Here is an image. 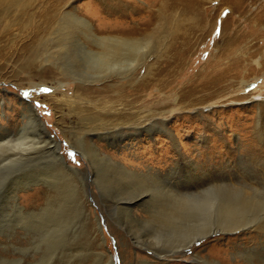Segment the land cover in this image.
<instances>
[{
	"label": "rangeland",
	"instance_id": "374dc122",
	"mask_svg": "<svg viewBox=\"0 0 264 264\" xmlns=\"http://www.w3.org/2000/svg\"><path fill=\"white\" fill-rule=\"evenodd\" d=\"M117 1L0 0V264H205L198 255L264 264V202L235 207L231 216L219 209L250 191L264 196V0H179L188 6L182 27L126 77L90 81L62 69L57 20L47 19L54 11L77 9L107 33L111 20L135 18L147 4L157 14L162 5L121 0L125 13L106 6ZM133 6L142 10L129 13ZM207 18L211 26H198ZM26 99L51 137L38 130ZM159 119L169 130L148 127ZM35 134L46 146L56 140L63 162L52 145L36 148ZM92 139L127 169L154 178L139 182L106 156L95 167L82 149ZM165 185L181 198L203 186L216 192L215 230L184 254L169 250L178 222L163 214L171 199ZM68 191L77 195L71 203ZM140 198L146 202L131 205Z\"/></svg>",
	"mask_w": 264,
	"mask_h": 264
},
{
	"label": "bare ground",
	"instance_id": "6f19581e",
	"mask_svg": "<svg viewBox=\"0 0 264 264\" xmlns=\"http://www.w3.org/2000/svg\"><path fill=\"white\" fill-rule=\"evenodd\" d=\"M11 1L12 0H1V3H10ZM159 1L160 2L162 1V5L158 10L157 14L155 13L153 7L150 4H147L146 7L144 6L145 9L143 11L145 12L140 13L137 16L135 15L134 16L135 18L131 19L128 18L127 15H123L121 20L119 19L111 20L112 22L108 23L109 24L108 29H110V31L107 33L98 30V27H96L94 22L91 19L86 18L85 16L86 14L84 13L85 15H83V13H81L77 9L64 12V14H58V15H56L57 14L56 11L54 12L52 11L53 15L48 16L47 19L49 21L52 18L57 20V22L55 23L57 24V26L53 28V33L55 30L58 31V34L56 35H58L59 43L57 45L60 46V48L57 51V56H58L57 59H59L61 68L62 69L66 68L67 70H69V73L80 77V79H85V80L87 79L90 81L99 80L101 78H107L110 76L126 77L127 75H130L134 70L138 69V67L142 64L144 60H146L145 58L148 56L147 55L148 52L151 51L153 47H155V44L156 46L158 44L161 46V48L158 50L160 52L163 50V48H165L168 45L167 42L170 41L171 37H173L172 35H174L175 30H178L182 27V23H183L181 18L182 14L183 16H185L184 13L187 14L188 12V10H186L188 6H185L184 5L185 3L180 2L179 0H159ZM226 1L235 2V0H226ZM237 1L238 3L239 2L243 3V0H237ZM22 2H24L23 5L29 4V1H22ZM106 6L112 11H116V12L120 11L125 13L127 3L118 0L114 4L107 3ZM237 6H235V9H240ZM130 9L131 11L129 13L132 12L134 13L137 11L140 12L142 10L139 6L136 8L135 6H133ZM208 24L211 26L212 22H210L209 19L207 18L206 21L204 22L202 21L201 24H199L198 26L207 27ZM222 26L224 30L228 28L229 24L227 18L222 23ZM75 30L83 34L85 36V40H83L84 38L80 39L79 34ZM74 40H76V42ZM52 52L55 54V51ZM142 86L146 87L143 84H141L140 86L136 87L134 93L139 92ZM209 86L206 87L209 88ZM84 90L85 92L88 93L91 99L97 97L95 93H98V90L94 88H85ZM124 98L127 101L129 97L125 96ZM132 99L135 100L134 97H132ZM26 101L28 103L29 108L32 110V113L34 114V119L36 123L39 125L38 130H40L42 134H45L46 132L47 136L51 137L46 129L44 122L40 119L39 114L34 109L35 106L33 104H30L28 99H26ZM120 106L122 107L124 105L122 104ZM87 116L90 115L87 114ZM127 124H131L132 126L134 125L133 121L130 120ZM158 124L161 126H165V128L169 130L166 127V123L162 119L153 121L148 125V127L152 128L153 126H157ZM117 126H120L119 129H115L118 130V132L119 130H123L124 128L123 125L117 124ZM114 132L116 131H113L111 133ZM114 136L111 135V138L113 137L112 140L116 141L117 138ZM36 137L37 139L32 141L33 144L36 143V145L34 144L36 148L38 147V149H40L42 146L49 148L52 145V148L50 150H52L53 154H55L53 158H55V161H58L57 163H60V161L63 162V157L58 152L59 144L56 140L51 139L50 140L51 145L46 146V141L43 140V137L41 138L38 135ZM83 146H85L84 143ZM82 149L84 151L88 149L87 152L89 156H91V158L95 160L93 161L95 167H99L98 161L101 159H104L105 161V156H106L108 161L111 162L114 165V167L121 168L123 171L127 172L129 175L133 177H138L139 182L148 181L149 178L153 179L155 176V175L140 173L135 170L127 169V167L124 164L113 159L110 155L106 154L105 151H102L93 139L91 140L87 148L82 147ZM57 158L59 160H57ZM123 175H127V174H123ZM213 187L212 186L211 188L204 186L201 188L193 187L194 189H197L196 193L191 192L192 190H194L191 189L187 193H184L185 196L184 198H181L182 196L177 195L178 193L175 194L169 188L167 189V186L165 187L166 192L168 196L171 197V199H169L167 203L169 209L165 207L166 210H169L168 211L169 213H163V214L168 216L169 219H172V221L178 222L177 225H174L173 227H171L172 225L170 226L171 242L169 243H171L170 245L171 249L169 250L172 251L171 254H176V253L184 254L185 251L187 250L190 251L193 248L194 242L197 239L207 238L208 237L207 235H209L211 231L215 230L213 229L215 226L213 222L214 220L216 221V219L218 220V213L220 208L224 209L225 213H230L229 216H231V213L235 212V207L238 209L240 208L239 210L244 211L245 207L248 204L251 205V202L253 201L258 200V203L256 204H260V202L262 201L264 202V196H260V199L251 198V196L253 195L254 197H257V195L260 194L256 192V194L252 193L251 195V191H250V194L249 193H244L243 195L241 194L242 200L233 203H226L222 205L224 207L222 206L219 207L216 204V202L218 201H217V196H215L216 192H213L212 190ZM69 192L70 191L64 194L66 203L67 202L71 203L73 201L72 199L77 197V195H73L72 192L68 194ZM237 196L238 195H236V197ZM143 201L146 202V198L137 199L136 201H133L131 205L132 204L137 205L138 203H141ZM127 205L129 204L127 203ZM217 207H219V209ZM251 210L254 211L253 208ZM253 211L250 213V215L255 214L253 213ZM139 219H141V217H139ZM229 220L231 221L232 218L230 217ZM225 222L230 224V222L227 220ZM236 226L238 225L236 224ZM170 246L167 245V247ZM166 251H168V249H166ZM198 259L205 264H219L214 260L205 259L201 256L199 257V255H198Z\"/></svg>",
	"mask_w": 264,
	"mask_h": 264
},
{
	"label": "snow or ice",
	"instance_id": "6c2138e0",
	"mask_svg": "<svg viewBox=\"0 0 264 264\" xmlns=\"http://www.w3.org/2000/svg\"><path fill=\"white\" fill-rule=\"evenodd\" d=\"M45 91H48V89H45Z\"/></svg>",
	"mask_w": 264,
	"mask_h": 264
}]
</instances>
